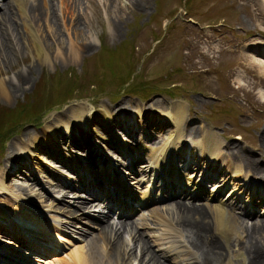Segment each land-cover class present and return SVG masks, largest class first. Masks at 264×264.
<instances>
[{
    "label": "rangeland",
    "instance_id": "374dc122",
    "mask_svg": "<svg viewBox=\"0 0 264 264\" xmlns=\"http://www.w3.org/2000/svg\"><path fill=\"white\" fill-rule=\"evenodd\" d=\"M30 2L35 0H29V4ZM37 4L41 8V16L32 14L26 21L30 23L31 30L36 31V35L43 39L48 54V58L43 59L35 54L30 37L23 27V18L12 4V0H0V11L11 8L13 15L11 24H4L0 19V82L9 87V96L0 93V144L5 140L8 132L6 130L12 126V122L15 121L17 129H21L9 139L4 150L0 145V173L1 170H7V165L13 167L17 160L12 158L23 155L19 158L20 172L17 170L18 175L13 174V178L7 182L11 189L19 190L25 200L34 207L17 204L5 195L0 199L2 205L6 206L3 215L18 217L10 211V204L13 202L14 207L20 206V213L28 211L34 221L37 217L41 219L40 214L47 212L48 207H53L54 211L48 213L51 217L56 215L68 222L79 219L84 226L86 222L89 223L86 225L88 229L84 228L85 240L98 237L101 242L113 233L111 224L108 226L110 229L101 233V228L98 230L95 224L89 226L90 220L84 217L85 215L81 216L83 212H89L70 202L75 196L69 193L66 184L82 185L76 179L78 175L73 174L70 169V164L61 163L59 167V161L56 162L53 158L48 160L46 155H39L41 152L34 159H30L29 154H22L24 152L19 150L23 143L32 141L49 126L59 132L58 134L61 133L60 138L64 143L60 147L67 153L70 151L74 162H84L89 168L96 165L98 167L99 164L98 170H103L108 177L109 168H103V163L99 162L101 155L98 154L97 148L107 149L104 151L108 153L110 160L104 159L105 163L112 164L111 158H114L115 161L118 159L120 163L125 164L126 162L116 154L118 148H113L119 141L130 147L142 143L139 147L136 145L135 154L126 152L130 160L143 155L144 142L152 140L159 145L168 140L174 141V155H185V160L194 166L202 164L204 176L207 174L208 178L211 175H225L221 177L225 180L236 162L250 173V178L244 171L238 174L243 177L244 188L251 187L252 196L259 200L257 203H260V209L264 208V196L261 199V195L254 196L259 190L255 181L259 180L251 176L252 174L264 178V75L261 73L264 65H258L263 64L264 60L248 56L253 60L251 62L248 57L238 52L242 47V52L246 55L248 49L259 55L258 50L263 47L264 41L259 40L256 43L255 37L251 35H264V0H38ZM86 46L90 48H86L87 52H84ZM4 48L9 51L6 53L9 55L7 60L2 58L5 55ZM110 55L118 61L117 66L120 65L114 72H110L107 62L111 58ZM23 78L28 82L22 83ZM13 88L16 90L13 91ZM82 97L84 99L80 100ZM178 104H183L186 110L181 140L177 138L173 121L166 119L170 108ZM83 108L86 109V114L90 115L89 120L96 117L88 131L83 130L84 127L71 116L73 109H76L75 112H81ZM105 109L114 117L111 120L105 118L106 122H103L99 114L105 115ZM61 114L69 115L68 121L62 126L58 118ZM41 118L43 120L39 122ZM20 124L26 126L21 128ZM63 126L67 127L68 131ZM161 127L164 129H160ZM204 128L212 129L224 148L220 154L218 152L212 155L203 163V156L207 157L208 154L201 145L202 137L193 138L188 132L197 130L201 134ZM62 132L73 134L67 139ZM50 137L53 135L50 134ZM47 149L49 147L45 145L44 151ZM91 150H94V155L88 157L87 154L91 153ZM155 155L152 162L154 168V161L159 153ZM224 161L227 162L225 166ZM208 164H211V168L206 167ZM168 165L175 171L169 173L177 180V185L180 187L185 184L182 172L188 171V164L182 167L183 171L178 176V164L175 160H169ZM116 166L114 171L117 174ZM137 166L139 164L134 167ZM80 167L82 169L81 165H77L74 173H78L77 169ZM193 168L190 166V170ZM55 169L63 171L64 175H59ZM200 169L196 168L194 171L198 173ZM10 170L6 171L8 175ZM32 171L36 177L37 172L43 173L38 176V185L43 187L35 185L31 180L28 181L30 183L26 182L25 179L29 180L27 174ZM94 171L96 172V169L92 172ZM157 171L156 179L161 178L164 183L170 182H165V178L159 177L160 170ZM50 172L54 175L48 179L44 178L45 174ZM110 173L115 178L111 170ZM91 174H88L89 180L94 176ZM118 179L121 184L124 180L128 182L126 178ZM27 185L33 190L25 191L28 189ZM118 187L120 188L119 185ZM156 188V180L150 178L147 189L138 194L142 198L147 197V193L150 201H158L164 198L165 192L173 191L172 187L166 191L160 186L158 194ZM64 189L69 193L68 199L55 203V198L61 199L65 196ZM244 191L243 196L246 198L248 189ZM71 204L75 207H71ZM158 212L163 215V218L156 222L158 225L168 228L171 224L174 229L180 228L179 235L173 229H170L168 236L164 235L165 252L161 253L153 242L152 233L157 231V227H153L154 230L151 231L144 227V223L154 222V215L149 214L137 222L131 221L126 230H121V227H126L124 224L115 225L121 234L114 232L111 235L112 246L110 240L105 241L113 264H118L114 250L120 246L124 247V251L127 250L132 264H151L153 256L162 264H196L193 255L196 252L191 248V241L196 239L195 234L192 229L179 226L185 220H177L176 206L168 205ZM33 220L24 221V228L38 233L32 228ZM260 222L242 220L238 224L248 228L245 232L247 234L249 228H253L255 224L260 225ZM206 225L209 227L207 233H212V223L206 222ZM39 230L50 236L51 244L57 245V240L49 233L51 228L48 231L42 224L39 225ZM221 233L211 235L214 243L226 245L221 246L227 255L224 264H264V258L258 256L253 260H248V257L245 259L244 252L240 251L247 240L243 231L239 236H232L233 238ZM20 234L26 235L25 232ZM65 235L68 237L67 233ZM10 236V239L15 237L12 234ZM31 236L32 234L27 235L28 238ZM173 236L179 237L178 242H174ZM0 237V241L9 239L3 235ZM34 240L35 238L29 239V242L37 248L33 256L38 259L40 244ZM261 240L264 242V239ZM85 242L73 244L59 259L68 256L80 257L81 254L76 256L79 254L76 251L81 250L79 248L87 243ZM156 242L158 246L161 245V241ZM1 245L11 250L7 244L2 242ZM169 250L180 254L181 259L176 262L170 259L166 253ZM93 251L100 261L102 256L97 254L96 246ZM12 252L15 253L13 249Z\"/></svg>",
    "mask_w": 264,
    "mask_h": 264
},
{
    "label": "bare ground",
    "instance_id": "6f19581e",
    "mask_svg": "<svg viewBox=\"0 0 264 264\" xmlns=\"http://www.w3.org/2000/svg\"><path fill=\"white\" fill-rule=\"evenodd\" d=\"M37 3H38V0H35V2H32L31 4H29V0H12V4L15 5V8H16L17 12L19 13L20 17L23 18V27L25 29L26 34L30 37V44H32L31 46L34 49L35 54L39 58L43 59V58H48V56H47L48 54H46V47L44 46L43 39L41 37H39L38 35H36V31L34 32L33 30H31L30 23L28 21H26V18H31L30 16L32 14L33 15L36 14L37 16H41L42 11H41L40 6ZM9 7H12V5ZM8 9H10V10H6V11L0 13V19L2 22H4V24H11V21H12L13 15H11L12 14L11 8H8ZM1 35H2V31L0 30V37H1ZM86 48L89 49L90 47L86 46L84 48V52H87ZM258 51H259L260 55L264 56V45H263V47L259 48ZM6 53H9V51L7 48H4L3 54H5V55H3V57H2L4 60H7L9 58V55H6ZM261 70H262V72H261L262 75H264V67H262ZM16 77H17V75H16ZM21 82L25 84L28 81L25 78H23V81H21ZM16 88H13V91H15ZM11 90L12 89H10V91ZM0 93L4 94L6 96L9 94V87L7 84H3V82H0ZM262 96H264V95H262ZM260 98H263V97H260ZM75 110L76 109H73L71 111L72 112L71 116L74 118L75 121L79 122L82 125V127H84L83 130L88 131L87 129L92 126V124L95 122L96 117L91 118L89 120L90 115L86 114L85 108H83L81 110V112H75ZM105 111H106L105 115L99 114V117L101 118V120L103 122H106L105 118L111 120V118L114 117V115H111V112L108 109H105ZM185 111H186L185 106L183 104H178L176 106L171 107L169 112L167 113V116H166V119H169L171 122L173 121V123L176 127V133H177L178 140H181L183 137L182 127H183V122H184L185 115H186ZM60 116L61 117H58V118L61 120L60 122H61V126H62L66 121H68L69 115L61 114ZM63 128H65V130L68 131L67 127L63 126ZM160 129H164V128L161 127ZM211 130H209L207 128L205 130V128H204V130L201 131L202 132L201 134L197 130H191V131L189 130V132H188L189 135L192 136L193 138H199L200 135L202 136L201 145H202V147H204L207 150L208 157H211L214 154L216 155V153H218V152L220 154V152L224 148L223 144H221V142L217 139V137L214 135V133ZM58 133L59 132H57L53 127L49 126V128L46 129L43 133L36 135L32 141H29L28 143H25V144L23 143L20 146L19 150L20 151L22 150L24 152L22 154H27V155L29 154L28 157L30 159H34V157L36 155H38L39 152H41L39 155H43V156L46 155L48 157L47 158L48 160H49V158H53L56 160V162L59 161L57 163H60V161L62 162V160H64V163L70 164V167H73L74 166V160L72 159V154L70 153V151H68V153H67L66 151H64L62 149V147H60V145L64 142H62V140L60 138L61 133L60 134H58ZM50 134L53 135V137H50ZM62 134L66 135V137L68 139V138H71L70 136H72L73 133L69 134V132L68 133L62 132ZM45 145H47L49 147V149L44 151ZM89 148H91V147H89ZM164 148L165 149L162 148L160 150L158 157H156V160L154 161V164H155L154 169L155 170H159V168H161V166L159 165L161 160H162L161 156L164 157L166 155L167 149L173 150V152L168 151V153L171 155V157L169 159V157L167 155V161L169 162V160H171V161L174 160V150L176 149V143L174 141L169 142L167 145L164 146ZM19 150H18V152H19ZM97 150H100V148H97ZM93 152H94V150L92 151V154L94 155ZM19 156L20 157H17V158L15 157L16 159L12 158L13 160H17L12 165L13 167H9L8 165L6 166L7 170L11 169L9 175L6 172L7 171L6 169L1 170V173H0V199H1V197L8 195L17 204H21V205L23 204V205L31 206V204H29V202L27 200H25L26 198L23 197V194L19 190L17 191V190L11 189V187L8 185V182H7V180H9L10 178H13L12 177L13 174H15V175L17 174L16 173L17 170H18V172H20V167H18L19 163H20L19 158H21L23 155H19ZM155 156L156 155L154 154L153 159H155ZM236 159L239 161L238 158H236ZM42 160H45V159H42ZM165 160H166V157H165ZM167 161L164 164V166L162 167V170L164 172L169 173V172H171V168L168 165ZM239 162L241 164H244L242 161H239ZM77 165L78 166L81 165L84 167L82 169H81V167L77 169V171H79L78 172L79 178L81 177V179H82V178H84L82 175L84 173V170L86 171V169L89 167L84 162L82 164H77ZM251 170H252V168H251ZM242 171H243V169H242ZM256 172H258V170H256ZM22 173L23 172H21V174ZM27 173L28 172H24L23 174H27ZM242 173L243 172H239V173L235 172V174H237V175L242 174ZM37 174H38L37 177H36L34 171H32L31 174H27V176L29 177V180L25 179V180H27L26 182L30 183L28 181L31 180V182L33 181V183L35 185L36 184L38 185V183H39L38 182V176H41L43 173L37 172ZM253 174H255L254 171H253ZM53 175L54 174L52 172H50L48 174H45L44 178L48 179V178H50V176H53ZM249 175H250V173H248V176ZM56 177H58V176H56ZM260 177H262V176H260ZM172 179L175 180L174 178H172ZM166 181L167 180L165 179V182ZM169 187H170V185L168 183H166L164 189L166 191H168ZM171 187L173 188V185ZM26 188H28V189L25 191L33 190V189H31L30 185H27ZM118 189H119V187H118ZM179 189H180V187L177 185V189H176L174 196H176L177 192H179ZM193 192L196 193L195 190H193ZM65 193L67 196H64L62 198V200L67 198L70 192L69 193L65 192ZM146 195H147V197H150V196H148L147 193H146ZM147 197H142V198L145 201H150ZM4 201L6 202V199ZM127 201H128L127 205H125L122 209L124 211H128L129 208H131L132 206L135 205V203H138L135 200H133L131 198V196H128ZM173 201H175V200H173ZM14 202H13V204H10L11 205L10 211L13 215H16L18 217L10 218V217H8V215H3L4 211H6L5 210L6 206L2 205V202L0 200V235H3V237L4 236L5 237H8V236L11 237L10 234H12L15 236V237H12L14 240H17V241H18V239L20 240L17 242V244H15V242H12L11 240H7V239L5 240L6 242L3 243V244H7L8 246H11L14 248H19V250H18L19 253H15L16 255L23 254L24 256H26L29 259L34 260L35 262H42V260L40 258L34 259L33 255L37 251V248H35V246H32L33 244L31 242H29V239L33 240L35 238V240H34L35 243L42 244L43 246H45L46 248L49 249V253L55 254V253H57L56 251H62V248L64 249V247L67 248L65 245H68V244L72 245V242H70L66 237L61 238L60 235L56 236V233H63L62 232V231H64L63 229H65V230L69 229V231H70L71 230L70 228L74 227L76 231H78V229L80 231V232H75V233L72 232L76 235V237H75L76 241L78 242V240H80L83 242H85V241L87 242V243L85 242L86 244L83 247L79 248L81 250L76 251L77 253H79V254H76V256L81 254L80 257L68 256L65 259H59L58 257H54V259L47 260L49 262H45V264H113V262L111 260L112 255L109 254L110 252H108V250L106 248L107 244L105 243L106 240H110V242H111L112 239L107 238L101 242L98 240L99 239L98 237H97V239L92 238L89 240H85L84 238L86 236V230L88 228H85L86 230H84L83 228L78 227L77 224H76V227L72 226L71 224H69V222L65 223L61 217L56 216V215L54 217H51L48 213L54 211L55 208H53V207H48L47 212H42L40 214L39 217L41 219H39L37 217L36 220L34 221L33 216L31 214H29L28 211H24L23 213H20V210H21L19 208L20 206L18 208H17V206L14 207ZM142 203H144V202L142 201ZM4 204H7V203H4ZM77 204L78 205L80 204V207L82 209H86L89 206H90V208H93L96 205L95 204V205L91 206L88 202L82 201V200L79 201V203H77ZM105 204H107V203H105ZM179 206H183V207H181V208L176 207L177 212H178L177 220H185L179 226L192 229V231L196 237L195 240L191 241V248L193 250H195V252H196V254H193L195 256V259H196V261H195L196 264H224L226 262L227 255L224 252V248L223 247L221 248V246H226V245H224V243H222V244L219 243L220 245H218V243L217 244L214 243L212 241L213 235H211V234H216V233L219 234L220 232H222L228 237H232V236L236 237V236L241 235L242 231H243V233H245L247 231L246 229H248V228L243 227L244 225L241 226L240 224H238V222L234 220L233 214L230 211L226 210L225 207L220 205V204H219V206L210 207V208L206 209L207 212L202 211L203 209H199L200 207H196V206H192V207H187L185 205H179ZM229 212L231 213V215L229 214ZM129 213H132V212L130 211ZM152 214L154 215V219L156 220L155 222H159V219L163 218V215L160 212H158L157 210H154L152 212ZM210 219L212 221H210ZM32 220H33V225H34V226H32V228H34L33 230L38 231V233L37 232L34 233L32 230H25V228H24V225H25L24 221L32 222ZM49 221H51V223H49ZM206 222L212 223L213 229H211V230H213V232L212 233L210 232V234L207 233L209 231V227L206 225ZM3 223H7L8 225L5 226ZM260 223H261L260 225L255 224L253 226V228L252 227L249 228L247 234L245 233L246 234L245 239H247V240H246L245 246L243 248L242 247L240 248V251L244 252L243 255H244L245 259H246V257H248V260H253L254 257H256V256H258L260 258H264V242L261 240V239H264V222H260ZM42 224L48 229V231H49V228H51V231H49V233H51L53 235V239H55L56 237L58 238L57 245L51 244L50 236L46 235L44 232H41L39 230V225H42ZM66 224H68V225H66ZM169 226H170V224H169ZM80 229H83V230H80ZM107 229H110V227H108L107 223H103V228H101V230L100 229H98V230H100V233H101L102 231H104V230L106 231ZM126 229H127V227H125L121 230H126ZM8 231L11 233H9ZM176 231L177 232L180 231V228H176ZM192 231H190V232H192ZM22 232H25L26 235L20 234ZM28 234H32L31 238L27 237ZM119 234H121V233H119ZM153 234H154V238H156L157 241H161L160 236L158 237V235L156 234L155 231L153 232ZM115 240H117V239H115ZM97 242H98V244H96ZM121 242H124V241H121ZM112 243L113 242L110 243V246L113 245ZM1 244H2V242L0 241V264H8V263L9 264H19L20 260H17L15 262V260H10V259L6 258V256H10L7 253L8 248L2 247ZM115 244H117V243H115ZM94 246H96V249H98L97 254H100V256H102L100 261H98L96 254H94L95 253L93 251ZM109 250H111V247ZM114 251H115V254L117 257L118 264L119 263L120 264H132V260H129L130 257L127 254V250L124 251V247L123 248H121V246L117 247ZM144 252H145V250H144ZM169 253H171V251ZM173 258L176 259L177 257H173ZM52 260L54 262L50 263V261H52ZM152 261L153 262H151V264H162L158 260V258H156V256H153ZM227 264H230V262H227Z\"/></svg>",
    "mask_w": 264,
    "mask_h": 264
},
{
    "label": "trees",
    "instance_id": "16d2710c",
    "mask_svg": "<svg viewBox=\"0 0 264 264\" xmlns=\"http://www.w3.org/2000/svg\"><path fill=\"white\" fill-rule=\"evenodd\" d=\"M110 57H111V55H110ZM107 62H108V64H109V70H110V72H114V71H116V70L119 68V66H120V65L117 66L118 61H115L113 57L109 58V59L107 60ZM82 98H83V97H82ZM62 102L64 103L65 101H62ZM62 102H61V104H62ZM24 121H25V120H24ZM25 122H26V121H25ZM11 125H12V126H9L8 129L6 130V131H8V132L6 133V136H5V138H4L5 140H3L2 143L0 144L1 146H2L3 143L6 141V139L8 138V136H10V134L13 133V132L17 129V127H18V125H16L15 121L12 122Z\"/></svg>",
    "mask_w": 264,
    "mask_h": 264
}]
</instances>
